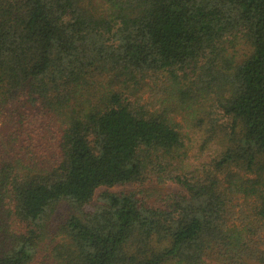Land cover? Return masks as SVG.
Wrapping results in <instances>:
<instances>
[{"label":"trees","instance_id":"trees-1","mask_svg":"<svg viewBox=\"0 0 264 264\" xmlns=\"http://www.w3.org/2000/svg\"><path fill=\"white\" fill-rule=\"evenodd\" d=\"M38 262L264 264V0H0V264Z\"/></svg>","mask_w":264,"mask_h":264},{"label":"rangeland","instance_id":"rangeland-1","mask_svg":"<svg viewBox=\"0 0 264 264\" xmlns=\"http://www.w3.org/2000/svg\"><path fill=\"white\" fill-rule=\"evenodd\" d=\"M193 135V146H192V150L190 152V157H191V161L192 162H198L200 160H207L212 158L214 155H216L218 153V151H220L221 146L215 142L210 144L206 149H202L201 147V143H202V137L201 134H192ZM137 189L136 186L134 185H119L116 187H103L101 189L98 190L97 194H96V198L99 197V195L104 192V191H112V192H117V193H121V192H129V191H135ZM159 190H173V191H179V188L176 185L173 184H166L165 186H160ZM140 198H142V196L140 195ZM143 199V198H142ZM35 264H41V263H35Z\"/></svg>","mask_w":264,"mask_h":264}]
</instances>
